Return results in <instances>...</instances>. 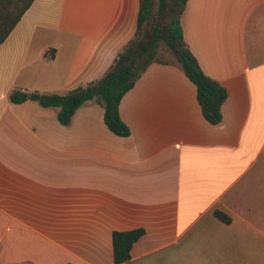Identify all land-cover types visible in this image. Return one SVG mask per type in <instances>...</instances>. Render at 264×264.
Here are the masks:
<instances>
[{"label": "crops", "instance_id": "0c3cea01", "mask_svg": "<svg viewBox=\"0 0 264 264\" xmlns=\"http://www.w3.org/2000/svg\"><path fill=\"white\" fill-rule=\"evenodd\" d=\"M139 0H34L0 44L1 264H114L112 233L143 229L122 264H264V0H187L182 36L222 85L202 116L177 63L150 64L118 107L9 100L98 80L133 37ZM218 210L230 221L214 215Z\"/></svg>", "mask_w": 264, "mask_h": 264}, {"label": "trees", "instance_id": "16d2710c", "mask_svg": "<svg viewBox=\"0 0 264 264\" xmlns=\"http://www.w3.org/2000/svg\"><path fill=\"white\" fill-rule=\"evenodd\" d=\"M33 2L34 0H0V44ZM186 2L187 0H139L133 37L118 51L109 68L98 80L64 95L14 91L9 96L10 102L19 105L30 100L42 107L58 108L57 120L61 125L67 126L80 106L94 101L104 109V123L110 132L118 137H127L130 130L118 113L122 97L150 64L177 63L196 88V99L203 118L211 125H218L222 120L221 106L227 92L222 85L201 71L183 40L180 16ZM164 18H167L165 25ZM147 23H150L151 31L141 39ZM158 48L171 52L174 61L157 58ZM214 215L225 224L230 221L218 210H214ZM143 234V229L112 233L114 264H122L130 259L132 245Z\"/></svg>", "mask_w": 264, "mask_h": 264}, {"label": "rangeland", "instance_id": "374dc122", "mask_svg": "<svg viewBox=\"0 0 264 264\" xmlns=\"http://www.w3.org/2000/svg\"><path fill=\"white\" fill-rule=\"evenodd\" d=\"M167 22V18H164L163 20V24L165 25ZM163 25V26H164ZM151 29H150V23H147L144 27V31L141 35V39H144L149 33H150ZM157 58L159 59H163V60H168V61H174V58L172 56V53L169 51H165L162 49H157ZM0 264H1V259H0Z\"/></svg>", "mask_w": 264, "mask_h": 264}]
</instances>
